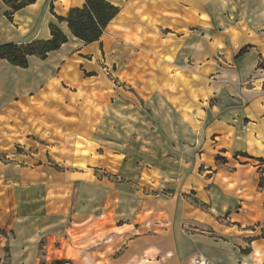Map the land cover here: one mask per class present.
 Masks as SVG:
<instances>
[{
  "label": "crops",
  "instance_id": "obj_1",
  "mask_svg": "<svg viewBox=\"0 0 264 264\" xmlns=\"http://www.w3.org/2000/svg\"><path fill=\"white\" fill-rule=\"evenodd\" d=\"M108 1L118 15L85 43L58 19L85 0L11 20L0 0V45L67 36L27 67L0 59V121L29 108L63 130L58 148L0 161V264H264V0ZM107 51H153L155 77L90 86Z\"/></svg>",
  "mask_w": 264,
  "mask_h": 264
},
{
  "label": "rangeland",
  "instance_id": "obj_2",
  "mask_svg": "<svg viewBox=\"0 0 264 264\" xmlns=\"http://www.w3.org/2000/svg\"><path fill=\"white\" fill-rule=\"evenodd\" d=\"M148 47V43H141L137 46V49L143 53L146 49H148ZM107 52L106 56L103 53V57H100L99 59L98 71L94 72L89 70L87 72L86 70H83V74L89 78L87 84L88 82L91 83L90 86L101 88L102 80H104L110 87H112L110 93H114L113 88L115 86L122 87L126 90L128 88L135 89L138 88L137 85L145 84L149 77L150 79L155 77L158 60L154 58L157 55L153 54V51L150 53L151 57L149 58L139 57L136 64L135 62H132V59L129 58L127 53H125L124 58L121 59L114 57L116 51L111 53L109 51ZM92 56L93 55H87L86 59L91 62ZM166 61L169 62L170 58H167ZM169 69L170 68L167 70ZM178 75L182 77L181 74ZM67 80L68 81H66L64 86L69 90L71 89V91H77L76 94L72 93L73 101H75L77 97H79V99L82 97L91 98V95L88 94L86 90L81 91V86L79 87L77 82H73L68 78ZM154 82L155 81H152V83ZM174 86L176 89L173 90L176 93L178 84L175 82ZM167 88L171 89L170 87ZM58 100L63 101L64 97L58 94V92H53L52 95H49L43 102H40L37 108L44 106V104H50L51 101ZM43 108L45 109L48 107L45 105ZM29 111L30 109L26 108V115L21 117L18 116L19 118L16 115H10L3 121H0V161H10L13 158L12 153H24L26 150L33 149L32 151H34V149L37 148L38 151L40 150L43 153H47V150L49 149L47 147L50 145H56V148H58L59 141L63 133L59 123L39 120L34 115V112ZM56 112L61 118H63V114L59 113V110Z\"/></svg>",
  "mask_w": 264,
  "mask_h": 264
},
{
  "label": "trees",
  "instance_id": "obj_3",
  "mask_svg": "<svg viewBox=\"0 0 264 264\" xmlns=\"http://www.w3.org/2000/svg\"><path fill=\"white\" fill-rule=\"evenodd\" d=\"M10 10L6 13L11 20L12 15L34 3L36 0H2ZM120 7L108 0H85L81 7L71 8L66 17L58 16L66 21L71 33L85 43L99 41L109 23L118 15ZM52 37L48 40H34L26 43H4L0 45V59L11 64L27 67L28 57L36 55L45 58L53 50H57L67 42V36L57 27H51ZM264 186V181H261Z\"/></svg>",
  "mask_w": 264,
  "mask_h": 264
}]
</instances>
